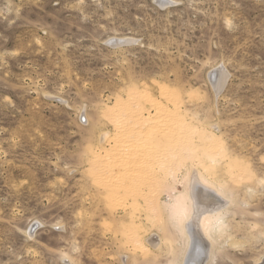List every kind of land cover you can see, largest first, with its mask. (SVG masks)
I'll return each instance as SVG.
<instances>
[{
  "label": "rangeland",
  "instance_id": "374dc122",
  "mask_svg": "<svg viewBox=\"0 0 264 264\" xmlns=\"http://www.w3.org/2000/svg\"><path fill=\"white\" fill-rule=\"evenodd\" d=\"M160 87L221 148L192 134L143 200L100 159L121 135L111 107ZM203 182L223 209L204 264H264V0H0V264H184L180 211Z\"/></svg>",
  "mask_w": 264,
  "mask_h": 264
},
{
  "label": "bare ground",
  "instance_id": "6f19581e",
  "mask_svg": "<svg viewBox=\"0 0 264 264\" xmlns=\"http://www.w3.org/2000/svg\"><path fill=\"white\" fill-rule=\"evenodd\" d=\"M222 79H224V76ZM218 80L222 81L220 79ZM145 92L134 93L129 95V97L125 101H119L118 103L114 104L113 107H111L112 108L111 111H108V113H111V115L114 116L113 118L114 122L117 124L118 129H120L121 135L119 138H115V137L111 138L107 143L108 146H110V149L116 148V150L112 156L110 154L104 153V155L100 159V163L102 165V169L100 172L105 177L106 176L110 177L111 172H113L112 166L117 164L121 171H118L117 176L113 179L114 180V182H112L113 187L118 189H120L119 187L121 188L123 187L122 189H125L126 191L127 190L130 191L131 196L137 198L143 197V200L144 199L148 200V199H152L153 196L148 195V193L145 194L143 193V189L147 184L146 181H149L155 174L164 172L165 168L171 165L170 161L172 159H175V161L185 160L182 152L187 150V146L186 145L182 146V144H185L189 140L192 134L195 137V139L201 142L203 151L205 152L206 155L210 157L218 155V153H220L221 146L218 145V140H217L218 137L216 138L214 134L199 130L194 126L188 124L186 122L187 120L180 117L179 107L175 104L173 100V96L169 93V91L165 87H160L158 100L153 99L150 95H148ZM164 101L173 103V108L171 109L167 108L162 103ZM144 105L149 106L151 110L154 111L153 112L154 114H149V113L146 114L144 109L142 108V106ZM121 119L122 121L119 122V120ZM125 122H127V124ZM173 133H174V137L172 136ZM154 137L155 139L157 138L156 139L157 142L154 141ZM165 142H167V146L169 148L166 146H162L161 154L155 155L157 153L156 147L158 146V143H165ZM193 150L194 152H191L192 158H194L195 160H196L195 157L199 158L198 165L201 166L200 168L201 171H203V173L209 172L208 167L211 165H209L208 163L206 165V163H204V160H202V157L199 154H196L200 152V149L198 150L194 147ZM97 155L98 153L95 156ZM116 156H122V158L124 159L122 163L120 161L121 165H119L120 163L117 162ZM213 161L214 160L210 161L211 164H213ZM192 162L190 160V163ZM175 164H177V162ZM233 167L235 168V164L229 163V167H228L229 169L227 171H229L230 168L234 169ZM122 168L123 169L125 168V170H123ZM155 168L158 171H156ZM237 169H238V171L236 170L237 175L243 172L241 168L240 169L237 168ZM233 174L235 173L233 172L232 174H229V176ZM168 175L170 176V174ZM191 178L193 179V177ZM139 183H141V185H144V187L137 186ZM191 183L192 182L188 183L189 187ZM149 185L152 184L150 183ZM201 186H202L201 188L198 186L197 187L194 186L195 194H196L195 200L198 205L196 206V213L194 214L193 212L192 214V209L190 207L188 199L185 201V207L181 208L180 211V214L184 219V225L187 228V232L190 238V239L188 238V250L186 253L187 259H185L184 264L205 263V259L207 257L206 249L208 248L206 247L204 238L206 239L205 236H207L209 229L213 226V223H216L218 221L219 215H222L220 213L223 209L216 210L219 204L218 197H220V195L217 194L216 192H212L214 190L204 182L201 184ZM199 225L201 226V228L199 227ZM218 227L220 228V226ZM202 228L203 230H201ZM216 230L218 229L216 228ZM127 232L128 233H126V235L128 241H131V243L135 247L145 248L141 244V242L139 243V240L137 238L138 234H136L132 230L130 232L127 230ZM149 241L150 240H148L147 242L149 243ZM150 243L151 245H156L158 243L157 237L155 239L151 238Z\"/></svg>",
  "mask_w": 264,
  "mask_h": 264
}]
</instances>
